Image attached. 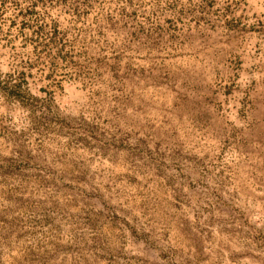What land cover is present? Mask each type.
Segmentation results:
<instances>
[{"label": "rangeland", "instance_id": "374dc122", "mask_svg": "<svg viewBox=\"0 0 264 264\" xmlns=\"http://www.w3.org/2000/svg\"><path fill=\"white\" fill-rule=\"evenodd\" d=\"M0 264H264V0H0Z\"/></svg>", "mask_w": 264, "mask_h": 264}]
</instances>
